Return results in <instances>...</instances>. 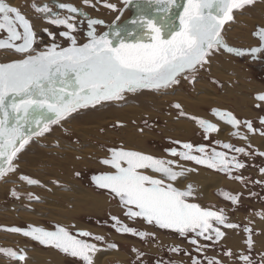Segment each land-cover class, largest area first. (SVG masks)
Returning a JSON list of instances; mask_svg holds the SVG:
<instances>
[{"label": "snow or ice", "instance_id": "6c2138e0", "mask_svg": "<svg viewBox=\"0 0 264 264\" xmlns=\"http://www.w3.org/2000/svg\"><path fill=\"white\" fill-rule=\"evenodd\" d=\"M83 3L95 7L92 0H83ZM121 3L125 8L136 6L135 18L124 25H115L112 33L97 35L95 26L104 21L87 17L77 7L66 3L56 5L69 13L62 17L59 13L53 14L48 4L39 5L34 0V11L42 14L49 23L67 29L60 35L70 41L68 47L52 43L45 50H38L35 47L37 34L30 20L18 8L0 0V33H6L0 38V49H11L20 55L17 60L0 63V179L16 171L14 160L33 135L43 136L51 131L50 125L60 124L80 109L123 100L127 93L167 90L179 84L180 78L192 82L196 73L210 63V57L221 49L236 56L255 57L264 53V29L253 33L258 37L259 46L250 50L233 48L223 37L224 26L234 20V13L254 4L255 0H184L183 3L180 0H121ZM103 7L123 15V9L118 10L115 3L105 0ZM77 16H84L87 21L89 39L84 44H78L72 35L77 30L73 22ZM116 19L119 20L120 16ZM48 35L55 40L53 33ZM255 99L264 102V94ZM174 107L180 109L181 105L175 104ZM180 114L185 115L183 111ZM213 115L233 128L238 129L241 125V121L230 112L214 109ZM192 119H196L205 134L218 131L217 124ZM260 123L264 125V118ZM244 126L248 132L255 133L250 121H245ZM234 135L239 136V132ZM260 135L264 136V131ZM181 147L183 151L176 148L166 151L179 160L192 161L243 182L241 177L232 175L234 169L245 167L235 156L229 160L225 152L215 150L208 154L205 147H194L190 143ZM222 147L232 149L230 144ZM234 151L248 154L244 148H235ZM108 152L109 157L100 163L114 171L95 175L92 180L98 188L107 190L113 199H118L129 219L143 220L148 225L172 230L185 238L191 234L189 243L197 245V251H203L198 238L218 242L225 235L220 226L239 228V225L228 222L222 209L210 210L190 202L194 197L192 185L184 190L174 186V182L192 169L183 167L176 160L124 147L111 148ZM261 172L264 174V169ZM19 178L29 185L40 183L23 175ZM11 194L19 198L15 190ZM222 195L233 205L239 201L237 195ZM29 199H33L31 194ZM111 220L112 227L120 234L138 236L142 240L154 238V234L138 232L116 216ZM4 230L58 249L78 258L82 264H93L94 255L100 251L96 243L83 238L104 240L103 236L83 230L73 235L62 226H56L54 231L33 226L26 230L19 227ZM244 231L248 233L246 243L251 248L252 229L245 227ZM107 248L116 249L117 245L110 243ZM170 251L180 250L172 248ZM0 253L14 260H26L24 254L12 249L0 248ZM140 255L137 252V256ZM225 255L231 256L232 253L228 251ZM241 259L251 264L248 256ZM192 264L201 262L193 258ZM208 264L221 262L209 259Z\"/></svg>", "mask_w": 264, "mask_h": 264}, {"label": "rangeland", "instance_id": "374dc122", "mask_svg": "<svg viewBox=\"0 0 264 264\" xmlns=\"http://www.w3.org/2000/svg\"><path fill=\"white\" fill-rule=\"evenodd\" d=\"M257 4L258 6H261V4L264 5V0H255L254 4L244 8L247 11L244 10L243 13L240 12L241 10L236 11L234 13V20L230 21L226 26L225 34L229 36L228 32L232 29L230 25H233L238 18H246L245 20L256 19L258 21L261 17L259 18L256 15L255 18V13L252 12V9ZM94 17L107 21L114 19L112 15L105 17L102 14H94ZM241 26L246 28L247 24L242 23ZM257 27H264V25L258 24ZM229 40L236 45H245L244 42H239V39H237L238 43L233 39L229 38ZM252 44L256 45L258 42L253 40ZM2 54L3 52L0 55ZM218 55H221V57L211 60L212 62L208 64L210 75L206 68H203V71L199 70L198 72L201 74L196 77L199 80H196V83L193 85L190 84L193 81L189 83L188 80L182 79L179 84L167 90L158 92L141 90V92L134 94L127 93L123 100L104 102L103 105L80 109L72 113L71 116L61 121L60 124L50 125L51 131L46 132L43 136L33 135L30 142L21 149L14 160V164L18 165L16 167L17 170L4 177H9V181H3L1 184L2 179H0V228L15 227L14 225L26 223L22 220H17L18 218L15 212L33 215L40 212L37 205L42 207L41 205L44 204L46 207H50L45 203L53 201L56 204L58 203L57 210L54 211V209L51 210L44 207L43 213L45 214L43 216L45 217H41L39 220L41 224L46 223L47 227L51 226L52 224L50 222L44 221L46 219L54 221V223L56 222L59 225L68 226L70 229L83 230L95 235L105 236V231L109 232V225L112 224L111 217L116 216L121 220H125V216L121 208H119L120 206L114 200L109 199V195L105 190H95L93 188L92 176L101 172L105 173V170L110 169L108 166L101 164L102 167L94 168V159L107 157L110 155L108 149L111 148H135L144 139H146V147L152 153L161 154V149L165 147L164 144L168 139H182V137L178 136L179 132L183 133L178 129L180 124L192 125L193 131L188 132L192 133L188 139L193 137L198 125L196 124V119L191 120L186 115H192L197 119H202L203 116L213 119L211 118V110L213 107L215 108V105L199 107L201 108V112L191 114L185 111V103L196 102L198 94H203L204 92L212 96L226 98L227 89L231 90L233 86L236 89L238 85L241 88L246 82V80L242 81L241 85L236 79L231 80V82H226L222 80V77L214 76L215 74H227L223 67L218 68L214 66L220 64L217 62L218 59L223 61L221 63L225 61V64L231 60V57L229 58L227 55ZM1 57L0 62L4 63ZM204 82L214 86V90L210 91L207 87H204V92H194V85ZM216 83L223 86V88L219 87ZM239 93L240 95L236 97H241V95L246 94L243 91ZM247 95H252V93H248ZM244 97L250 103L248 106L255 104L256 100L253 97L251 99L246 96ZM226 99L230 101L233 107L239 105L234 103V98L227 97ZM175 104H180L181 108H175ZM239 106L241 110L244 108L248 109V106ZM181 111L185 115H181ZM130 136H135L136 140L129 146L127 145V141H129ZM62 144H65L66 148L61 147ZM48 149H56V152L59 153L49 152ZM61 151L62 154L64 152L63 155L60 154ZM20 174L28 175L29 178L36 179L40 183L38 185H29L17 177ZM61 182L65 185H62ZM13 190L18 193L19 198L17 202L12 197L11 193ZM213 190L210 191L209 198L212 197ZM53 192L58 194L61 192L67 193L70 195L69 200L64 201L58 199L52 195ZM19 193H23L24 196H20ZM29 194L32 195L33 199H29ZM36 197L39 199H36ZM92 198L105 200L107 205L105 207L107 208H102L101 212L96 213L86 211L85 205L81 204L80 202L82 201L80 200L88 201ZM58 210H64L66 214L73 213L72 216L62 221L63 218ZM46 214L56 215L58 218H62L61 221L63 223L60 219L48 218ZM12 218H16L14 223L11 222L13 221ZM78 225L81 228H77ZM8 241H12L13 243L10 244ZM32 242L35 243L34 241ZM32 242L30 239L22 237L19 234L0 231V248L16 250L19 249V246L22 248V254L26 258L30 254V251L42 250L44 253L56 254L61 264H64L65 259L63 256H65V253L62 254L53 247H41L38 249L40 247L38 246V248H32ZM7 245L10 246L8 247ZM126 250L129 251L131 248ZM21 262L23 261L14 260L0 254V264ZM50 262V260H40V264H49Z\"/></svg>", "mask_w": 264, "mask_h": 264}, {"label": "flooded vegetation", "instance_id": "af4514ba", "mask_svg": "<svg viewBox=\"0 0 264 264\" xmlns=\"http://www.w3.org/2000/svg\"><path fill=\"white\" fill-rule=\"evenodd\" d=\"M18 1L19 4L17 5L18 6L17 7L11 4L8 0H5V2L8 3L10 6L18 8V10H20L21 13L24 14L26 18L29 19L30 22L32 23L33 28L37 34L35 47L38 50H45L52 43H56L60 47L70 46V41L60 35L62 31H67V29L63 27H57L49 23L45 18L42 17V14L35 12L34 9L32 8V4L34 0H18ZM104 2L105 0H100L99 3L97 2V0H92V3L95 5V7H89L84 5L83 0H35V3L39 5L48 4L52 9L53 14L59 13L62 17L69 15V13L56 6L60 3L72 4L73 6L77 7L81 13L86 14L87 17H90L92 19L102 20V18L94 17V14H102L105 17L111 15L114 16V19L112 21H107L103 19L102 21H104V23L102 25L95 26L97 35L103 34L105 32H109V33L113 32V30L115 29L114 27L115 25H124L129 19L135 18L137 14V8L135 5H130L128 8H125V6L121 3V0H107V2L109 3H115L118 10L123 9V15H120L119 11H112L111 9L103 7ZM180 2L183 3L184 0H180ZM154 8L155 6H153L152 9L153 11ZM117 16H120L119 20L116 19ZM125 16H126V20L123 21ZM73 22L76 23L77 30L74 33H72V35L76 37L77 43L78 44L87 43L89 39L87 36V32L89 31V29L87 27L86 19L84 18V16H77ZM36 23H38V26L36 25ZM228 23L225 24L224 31ZM44 29H47L48 31L45 32ZM262 29H264V27L256 26L254 30H252L251 33L252 40L258 42V37L254 36L253 33ZM224 31H223V37L225 42L233 48L250 50L253 47L259 46V43L256 45L255 44L236 45L230 42L229 40V38L233 40L234 38L231 36L229 37L227 34H225ZM49 32L54 34L55 40H53L48 35ZM4 36H6V33H0V38H3ZM3 51H11V49H0V54ZM218 54L227 55L229 56V58L231 57V60H229L228 62H232L234 66H237L239 68V71L242 75L247 76L248 79L246 80L245 85L248 86V88H252V87L254 88L256 87V84L259 85L257 86L258 89H256L255 91L244 90L243 92L246 93L243 94L244 96L250 99L253 97L255 99L257 95L264 94V53L257 54L255 57L247 54L244 56H236L234 54L227 53L223 51V49H221L220 51L216 52L212 57H210V62H212L211 60H215L217 57H221V55ZM203 68H206L208 70V64H206V66H204ZM203 68H201L200 70L203 71ZM204 71L206 70L204 69ZM209 72L210 71L208 70V73ZM200 74L201 73L197 72L193 83L190 82L189 83L192 85L196 83L195 81L199 80L196 77ZM182 79L183 78H180V80ZM236 81L242 85V82H240L237 79ZM216 84L219 87L223 88V86H221L220 84L218 83ZM238 87L240 86L238 85L237 88ZM260 90L263 91L260 92ZM257 91L259 92L257 93ZM248 93H252V95H247ZM262 103L264 102L256 100L254 105L248 106V109L246 108L242 109L243 111L250 112L249 117L239 115L238 113H233L236 112V109L240 108L239 105L234 107L232 105L231 107H229L230 109H225V108L218 109L214 107L212 108L211 118L223 123V125L231 129L228 131L229 133H227L228 135L226 140L221 139L214 132L205 134L203 129L200 128V126L196 122L198 128L196 129L197 131L193 137L189 139L170 138L164 144L165 147L161 149L162 150L161 154L153 155L158 158L176 160L180 165H182L187 169L193 168L192 169L193 171L188 172L187 175L191 173L197 174L196 172L197 170H202L207 172V175H209V173L215 175V176H206L208 180L209 178H211V180L209 181H212L214 177L219 176L223 178L226 183L235 185L234 187H231L229 185H223L224 184L223 181L217 190L215 189L212 191V195H211L212 197L208 199L203 195L201 186H199L198 184L195 185V183H191L192 186L194 187V197L190 199V202L197 203L201 207L210 210L222 209L225 215L228 217V222L239 225V228L228 229V228H224L223 226H220L221 231H223L225 235L218 242H214V240H204L203 238H198L199 245L203 247V251H197V245H193L189 243V239L192 238L191 234H189L187 238L181 237L178 233L172 230L160 229L153 225H148L147 223H145L143 220L140 219L131 220L124 215L125 220H121L119 218L124 224L128 225L129 227L135 228L138 232L143 231V232L152 233L154 234V238L142 240L138 236H133L130 234H120L115 231V229L112 227L111 224L109 225V232L105 231L104 234L105 236H103L104 237L103 241H95L92 240L90 237L83 239H87L88 242L90 243H96L98 248L100 249V251L98 252L117 253L120 254L119 256L123 258V260L117 258L113 261H108V262L106 261V264H192L193 258L198 259L201 262V264H208L209 259L218 260L221 262V264H246V262L241 259L242 256H248L251 261V264H264V227H262V225H264V219L261 218L262 216H264V174H262L261 172V169H264V155L259 154V153H264V150L262 151V149L259 148V146H256L257 145L256 141H261V143L264 142V136L260 135V133L264 131V125L260 123L261 118H264V104ZM258 104L261 106L257 107ZM214 109L232 113L238 120L241 121L240 127L236 129L226 124L225 122L220 121L217 117L213 115ZM245 121H250L252 123L253 128L256 130L255 133L248 132L247 128L244 126ZM236 132H239V136L234 135V133ZM240 137H247V139H241ZM184 143H190L194 147H200V146L205 147L206 152L208 154H211L213 150L217 152H225L229 160H231V158L235 156L237 160H239L245 165V167L239 170L234 169L232 175L236 177H241L243 182H241V180L238 179L229 178L225 173L207 168L206 166L203 165H197L192 161L179 160V157H172L166 151L171 148H176L178 151H183L181 145ZM223 144L232 145V149L223 148L222 147ZM235 148H244L245 152L248 154L245 155L241 153H236L234 151ZM195 154L200 155L199 153H195ZM16 167H18L17 164ZM101 173H97L96 175H99ZM22 175L28 177V175H24V174ZM20 176L21 174L17 177L19 178ZM183 178L184 177H181L177 181L179 180L181 181V179ZM177 181L174 182V184L177 183ZM174 186L181 190L187 188V186H184V188L183 187L180 188V186H177L176 184ZM93 188L95 190L100 189L94 184V182H93ZM105 191L109 195L108 191L107 190ZM222 193H228L229 195L239 196L238 203L233 205L230 200L224 198ZM19 195L24 196L23 193H19ZM12 197L14 201L16 202L18 201L17 197H14L13 195ZM109 199L114 200L119 205L118 199H113L112 196L110 195H109ZM119 208H121L124 214L125 210L121 206ZM44 221H48L52 225L47 227L46 223L45 224L42 223L39 227H42L48 231H54L56 226L65 227L73 235H75L76 232L78 231L77 229H70L65 225H59L56 222L54 223V221H49L46 219H44ZM111 222L113 223L112 220ZM14 226L26 230L29 228V226H33V225L23 223ZM33 227H37V226H33ZM245 227L252 229L251 238L253 243L251 248H249L246 243L248 238V233L244 231ZM32 241L34 240H31V242ZM110 243L117 245V248L108 249L107 245ZM31 244H32L31 245L32 248H38V246H40L38 248L40 249L41 247H44L42 246V244L37 242L35 243L32 242ZM130 248L131 250L129 251L126 250ZM172 248H178L180 251L172 252L170 251V249ZM133 249H136V251H133ZM56 250L59 251L58 249ZM14 251H16L17 253L23 252L22 249L21 250L16 249ZM228 251H231L232 253L231 256L225 255V253ZM137 252L141 254L139 257L137 256ZM64 255H65L63 256V258L65 259L64 264H71V263L82 264V262L78 258L71 257L67 254Z\"/></svg>", "mask_w": 264, "mask_h": 264}, {"label": "bare ground", "instance_id": "6f19581e", "mask_svg": "<svg viewBox=\"0 0 264 264\" xmlns=\"http://www.w3.org/2000/svg\"><path fill=\"white\" fill-rule=\"evenodd\" d=\"M8 1L11 4H13L14 6H17L19 4L18 3V0H8ZM244 10L247 11V9H243L240 12L243 13ZM252 12L255 13V18H256V15L259 18L260 17L261 18L258 19V21L256 19L255 20H245L246 18L245 19L244 18H238V20H236L233 23V25H230L232 29L228 32L229 33V37L230 36L233 37L235 41H237V39H239V42H244L245 44H252L253 43V40L251 38L252 30H254V28L256 26H258V24H263L264 25V5H262V4H261V6H258V4L255 5V7L252 9ZM124 20H126V17L123 19V21ZM121 23H122V21H121ZM242 23L247 24V27L246 28L245 27H242L241 26ZM36 25L38 26V23H36ZM114 31H115V29L113 30V32ZM225 31H226V29H225ZM236 43H238V41ZM0 56H2L1 57L2 59L1 60L4 61V63L12 62V61L17 60V59L20 58V55L17 54V53H14L12 50L11 51H3V54L0 55ZM217 62L220 63V64L214 65V66L215 67H218V68H222L223 67L224 70L227 72V74H224V73H222V74H215L214 76L220 77V78L222 77V80H224L226 82H231V80H235V79H237L240 82H242V81L248 79L246 75H242L240 73L239 68L237 66H234L232 62H228L227 64H225V61H224V63H221L223 61L222 60H219V59L217 60ZM253 83H254V81H253ZM257 86H259V85L256 84V87H254V88L253 87L252 88H247L248 86H246L245 84H243L241 88L238 87L236 89H234L233 87H235V86H233L231 88V90L227 89V91H226V93H227L226 98L227 97L228 98H234L235 99L234 103H237V104L241 105L242 107H247L248 104H250L249 101L243 95H241V97H236V96L240 95V93H239L240 91H244V90L245 91L246 90H251V91L254 90L255 91L256 89H258ZM194 87H195V91L194 92H197V93L204 92L203 91V88L204 87H207V89L210 90V91H213L214 90V86H212V85H210L208 83H205V82L202 83V84L194 85ZM261 91H263V90H260V92ZM258 92L259 91H257V93ZM226 98L212 96V95H209L208 93H205L204 92L203 94H198V97L196 99V102H194V103H190V102L185 103V105H184L185 108L184 109H185L186 112H189L191 114H195V113L201 112V108H199V107H203V106H214L215 105V108H218V109L219 108L230 109L229 107L232 104H230V101L228 99H226ZM251 104H253V103L251 102ZM262 104H264V103H262ZM145 107H147V105H145ZM233 113H238L239 115L246 116V117H249V114H250V112L243 111L241 109H236V112H233ZM202 119H205L207 121H211L214 124H217L218 131L217 132H214V133L218 137H220L221 139H225V140L227 139V135H228L227 133H229L228 131L231 130L230 128H228L227 126L223 125V123H221V122H219L217 120H214V119H209L208 117H204L203 116ZM178 129L183 132V133L179 132V135L178 136L182 137V139H188V137L192 134V133H188V132L193 131V126L192 125H183V124H180V126H178ZM135 140H136L135 139V136H130L129 141H127V145L130 146L132 143L135 142ZM145 141H146V139H144L142 142H140L135 148H128V149L129 150H137V151H141V152H144V153H148L150 155H153L154 153H152L146 147V142ZM253 142H255V141H253ZM256 143H257L256 146H259V148H261L262 151H263L264 150V142L261 143V141H256ZM61 147H65L66 148V145L65 144H62ZM48 151L49 152H56V149H48ZM56 153H59V152H56ZM60 154L63 155L64 152L62 154V151H61ZM108 157H109V155L107 157H103L102 159L101 158L100 159L99 158L94 159L95 161L93 163H95V164L93 165V167L94 168L102 167L101 165H103V164L100 163V161H102L103 159L108 158ZM110 171H113V170H111V169L105 170V172H110ZM196 172H197V174L196 173H191V174L185 176L183 179H181V181L180 180L177 181V183H175V184L177 186H180V188H182V187L184 188V186L192 185L191 183H195V185L198 184L199 186L202 187V193H203V195L206 198H209V194L211 193L210 191L213 190V189L214 190L215 189L217 190L219 188L220 184L224 181V179L221 178V177H219V176H216V177L213 178L212 181H209V180H211V178H209V180H208L206 178V176H215V175L210 174V173H209V175H207V172L202 171V170H197ZM3 181L4 182L9 181V177L8 178H3L1 180V184L3 183ZM223 185H229L231 187H234L235 186L233 184H228L225 181H224V184ZM54 190H56V189L54 188ZM52 195L55 196L56 198L61 199V200H64V201H68L69 200V197H70L69 194L62 193V192L59 193V194L53 192ZM80 201H82V202H80L81 204L85 205V210L88 211V212H90V213L101 212L102 208H107V207H105V205H106L105 200L103 201V200H99L97 198H92V199H90L88 201L87 200H82V199ZM45 204L49 205L50 207H46L44 204L41 205L42 207H40V205H37L38 208L40 209V212L39 213H36V214H33L34 216L31 215V214H21L19 212L18 213L15 212V214H16V216L18 218L17 220H22L23 222H26L29 225H33V226L39 227L41 225V223H40L39 220L41 219V217H45V216H43L45 214V213H43L44 207L47 208V209H51V210L54 209V211L57 210L56 207H57L58 203L56 204V202L54 203L53 201H51V202H47ZM58 211H59V214H61V216L63 218V219L61 218L62 221L64 219H67L70 216H72V213H73L72 212L70 214H66V211H64V210H58ZM46 216L48 218L60 219L56 215H48V214H46ZM61 219H60V221H61ZM12 220L13 221H11V222L14 223V221L16 220V218H12ZM66 223H67V221H66ZM262 227H264V225H262ZM1 228H3V227H1ZM1 228H0V231H4ZM77 228H81V226L78 225ZM11 237H13V236H11ZM17 239L19 240V238H17ZM116 239H118V238H116ZM8 242L10 244L13 243L12 241H8ZM7 246L9 247L10 245H7ZM18 248L19 249H22L19 246H18ZM0 254H2V253H0ZM119 255L120 254H117V253L97 252L94 255V257H93V264H106V261L107 262L108 261H113L116 258H119V259H122L123 260V258L120 257ZM40 260H42V261H48V260H50L51 262L49 264H61L60 259H59V257L56 254L44 253L42 250H32V252L30 251V254H28V257L26 258L25 261H23L21 263H13V264H40Z\"/></svg>", "mask_w": 264, "mask_h": 264}, {"label": "water", "instance_id": "95a60500", "mask_svg": "<svg viewBox=\"0 0 264 264\" xmlns=\"http://www.w3.org/2000/svg\"><path fill=\"white\" fill-rule=\"evenodd\" d=\"M189 119H191V120H193L192 119V115H186ZM185 116V117H186ZM7 228H11V227H3V228H1L2 230H4V229H7ZM5 231V230H4ZM5 232H8V231H5ZM13 234H19V235H21L22 237H25V236H23L22 234H20V233H13ZM25 238H28V239H30V240H32L30 237H25ZM35 241V240H34ZM35 242H37V243H39L38 241H35ZM42 246H44V247H50V246H45V245H42ZM4 249H8V248H4Z\"/></svg>", "mask_w": 264, "mask_h": 264}]
</instances>
